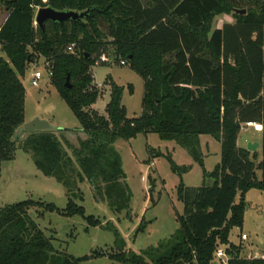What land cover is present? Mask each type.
<instances>
[{"label":"trees","instance_id":"obj_1","mask_svg":"<svg viewBox=\"0 0 264 264\" xmlns=\"http://www.w3.org/2000/svg\"><path fill=\"white\" fill-rule=\"evenodd\" d=\"M0 1L9 12L0 27L5 56L0 57V178L3 163L15 159L16 135L26 122L22 80L29 66L44 58L53 86L81 125L77 132L62 131V141L51 131L28 132L23 150L46 177L69 193L77 188L75 177L88 181L96 197L116 212L128 210L131 193L115 143L156 134L185 149L204 178L212 180L198 188L180 183L177 198L184 211L176 213L179 231L141 254L126 251L120 238L110 253L75 258L57 251L29 211L79 216L90 227L103 226L72 199L64 210L32 200L6 206L0 209V264H83L99 257L119 264H214L220 247L226 248L227 264H264L241 257L242 247L230 241L231 232L243 227L248 192L264 193V0ZM48 7L89 14L82 21L48 22L41 29L35 26L36 11ZM223 14H233L235 23L213 30L215 18ZM72 44L76 54L67 52ZM110 48L117 61H126L144 80L139 118L127 117L124 88L115 82L108 117L89 111L100 97L89 70L108 65ZM249 123L263 128L260 155L238 146L242 127ZM201 136L221 144V162L211 173L205 170ZM167 159L178 175L188 172L171 156Z\"/></svg>","mask_w":264,"mask_h":264},{"label":"rangeland","instance_id":"obj_2","mask_svg":"<svg viewBox=\"0 0 264 264\" xmlns=\"http://www.w3.org/2000/svg\"><path fill=\"white\" fill-rule=\"evenodd\" d=\"M8 15L6 5L0 1V27ZM235 21L233 14L219 15L214 20L213 30ZM0 57H5L1 50ZM48 70L45 59L39 58L37 63L29 66L22 80L26 89L25 124L35 119L47 121L52 126L51 132L62 141V131L77 132L81 130V125L53 86ZM38 71L43 74V78L39 87H33L32 76ZM89 72L93 78V85L100 95L89 111L108 117L106 108L111 101L110 84L115 82L124 88L122 103L127 110V117L134 119L142 115L144 80L128 63L122 66L117 61L114 49L110 48L108 65L93 67ZM23 127L16 135L15 159L2 165L0 209L28 200L54 204L60 210L67 207L69 199L83 206L86 216L99 219L103 224L102 227H90L79 216L69 218L58 213H45L42 216V210L39 208L29 211V215L38 227L53 241L55 249L75 258L92 256L96 252L110 253L116 249L119 238V244L121 243L125 250L131 253L141 254L148 249L157 248L160 243L170 239L180 229L176 216V213L183 214L184 211L182 203L177 198L180 183L183 182L193 188L212 184V180L204 178L199 164L174 141H163L156 134H150L148 137L139 135L131 141L119 140L115 143V149L121 157L125 181L131 193V202L128 210L116 212L105 198L102 200L96 197L88 181L79 182L75 177L77 188L74 187L69 193L68 189L55 178L46 177L36 167L32 155L23 150V141L28 136V132L24 131ZM260 129L243 126L240 144L246 149L248 142L262 144V134L257 132ZM207 137L212 139L211 136ZM213 139L214 144L209 149V153L206 149L205 153L202 151L205 170L209 173L220 164L221 145ZM74 143L78 146L76 139ZM172 145L176 148L175 152L172 151ZM64 146L73 160H76L73 149L66 144ZM149 149L153 153H150ZM257 153L260 155L261 150ZM156 154L161 155L154 157ZM167 156H171L180 168H189L188 172H183L181 175L175 173ZM257 174L261 176L260 172ZM246 199L249 209L246 210L243 227L235 228L230 235V241L242 247L243 258L253 256L254 252H264V193L251 190ZM114 230L118 231V238ZM243 234L247 235L248 239H243ZM225 249L220 247L216 251L214 264H226V258L219 256V252L224 253ZM83 264L119 263L107 257H99L91 258Z\"/></svg>","mask_w":264,"mask_h":264},{"label":"water","instance_id":"obj_3","mask_svg":"<svg viewBox=\"0 0 264 264\" xmlns=\"http://www.w3.org/2000/svg\"><path fill=\"white\" fill-rule=\"evenodd\" d=\"M238 13L245 14L246 11H237ZM89 14L88 12L78 13L74 11H57L53 8H41L38 10L36 15V23L41 28L44 29L45 25L48 22L63 24L69 21H82ZM67 87L71 88L70 85V77H67ZM24 131L26 132H47L52 130V126L49 122L35 119L24 125ZM260 147L259 143H249L247 146V150L251 153H255L258 151ZM247 209H249L247 207Z\"/></svg>","mask_w":264,"mask_h":264},{"label":"built area","instance_id":"obj_4","mask_svg":"<svg viewBox=\"0 0 264 264\" xmlns=\"http://www.w3.org/2000/svg\"><path fill=\"white\" fill-rule=\"evenodd\" d=\"M38 10L39 9H37V12H38ZM37 12H36V15H37ZM35 26H38L37 23H36V16H35ZM76 51H77L76 44H72V45H70L67 48V52L70 53V54H76ZM120 64L122 66H125L126 65V61H123L122 60V61H120ZM46 65L48 66V69H49L48 70L49 71L48 72L49 75L52 76V71H51V65H50V63H47L46 62ZM42 78H43V74L40 71L36 72L32 76L31 85L33 87H39V83H40V81H41ZM247 126L248 127H254L256 130L258 128H261L260 131H257V132H262V129H263L261 125L258 126L257 124H254V123H249V124H247ZM242 238L246 240V239H248V236L243 234ZM219 256H224L226 258V264L228 263V261H229L230 258L226 255L225 252L223 253L222 251H220L219 252ZM247 259H261V260H264V252L263 253L254 252V255L251 256V257H249V258H247Z\"/></svg>","mask_w":264,"mask_h":264},{"label":"crops","instance_id":"obj_5","mask_svg":"<svg viewBox=\"0 0 264 264\" xmlns=\"http://www.w3.org/2000/svg\"><path fill=\"white\" fill-rule=\"evenodd\" d=\"M6 20V19H5ZM231 24H233V23H231ZM258 134H262V132H258ZM150 135V134H149ZM149 135H147L146 137H148ZM205 138H207L206 140V142H205ZM212 139H213V137H212ZM212 139H208V137L207 136H201L200 137V143H201V149H202V151H203V153H205L206 152V150H207V153H209V149H211V147L213 146V141H212ZM214 140V139H213ZM216 141V140H215ZM217 142V141H216ZM240 142H241V133H240V135H239V138H238V146L240 147V148H244V149H246V147L245 146H242L241 144H240ZM250 142H248V144H249ZM220 144V143H219ZM246 144H247V142H246ZM260 144V143H259ZM221 145V144H220ZM174 145H172V151L173 152H175L176 151V148L175 147H173ZM206 149V150H205ZM259 150H261V144H260V147H259V149H258V151ZM221 153H222V148H221V152H220V162H221ZM192 168V167H191ZM252 206V205H251ZM232 243V242H231Z\"/></svg>","mask_w":264,"mask_h":264}]
</instances>
